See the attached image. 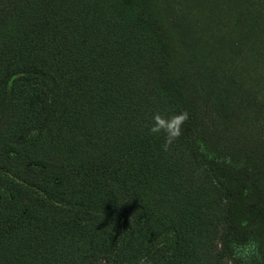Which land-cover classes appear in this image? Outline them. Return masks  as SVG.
I'll return each mask as SVG.
<instances>
[{
    "label": "trees",
    "instance_id": "1",
    "mask_svg": "<svg viewBox=\"0 0 264 264\" xmlns=\"http://www.w3.org/2000/svg\"><path fill=\"white\" fill-rule=\"evenodd\" d=\"M171 2L0 12V264H223L227 230L264 258V0Z\"/></svg>",
    "mask_w": 264,
    "mask_h": 264
},
{
    "label": "clouds",
    "instance_id": "2",
    "mask_svg": "<svg viewBox=\"0 0 264 264\" xmlns=\"http://www.w3.org/2000/svg\"><path fill=\"white\" fill-rule=\"evenodd\" d=\"M189 119L187 111L174 113L170 116L156 112L152 117L149 133L152 135L164 134L163 150L167 151L171 145L182 135L184 123ZM229 247L231 256L229 264H264V258L260 256V245L254 237L242 238L234 235L230 239ZM138 264H147L145 258H141Z\"/></svg>",
    "mask_w": 264,
    "mask_h": 264
},
{
    "label": "rangeland",
    "instance_id": "3",
    "mask_svg": "<svg viewBox=\"0 0 264 264\" xmlns=\"http://www.w3.org/2000/svg\"><path fill=\"white\" fill-rule=\"evenodd\" d=\"M10 3V0H3L2 2H0V12L5 10L8 7V4ZM167 6H169L167 4ZM178 8V4H177V0H172L171 5H170V9L168 10V14L173 15L174 11ZM209 124L210 126H213V123H215V120L213 118L209 119ZM219 130H221V128H218ZM236 234H232L230 230H227V233H225V243L222 244V247H227V252L224 255V258L222 260L223 264H229V259L231 256V249L229 247V243H230V239Z\"/></svg>",
    "mask_w": 264,
    "mask_h": 264
}]
</instances>
